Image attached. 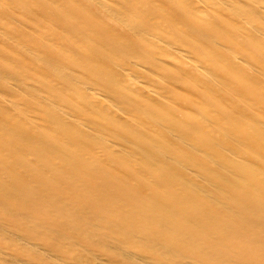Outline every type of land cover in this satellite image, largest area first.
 Returning <instances> with one entry per match:
<instances>
[{
	"label": "bare ground",
	"instance_id": "6f19581e",
	"mask_svg": "<svg viewBox=\"0 0 264 264\" xmlns=\"http://www.w3.org/2000/svg\"><path fill=\"white\" fill-rule=\"evenodd\" d=\"M0 264H264V0H0Z\"/></svg>",
	"mask_w": 264,
	"mask_h": 264
}]
</instances>
